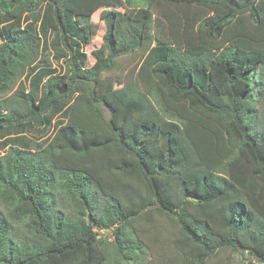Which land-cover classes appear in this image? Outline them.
<instances>
[{"label": "trees", "instance_id": "16d2710c", "mask_svg": "<svg viewBox=\"0 0 264 264\" xmlns=\"http://www.w3.org/2000/svg\"><path fill=\"white\" fill-rule=\"evenodd\" d=\"M262 91L264 0H0V264H142L152 209L177 228L170 263L264 264Z\"/></svg>", "mask_w": 264, "mask_h": 264}, {"label": "rangeland", "instance_id": "374dc122", "mask_svg": "<svg viewBox=\"0 0 264 264\" xmlns=\"http://www.w3.org/2000/svg\"><path fill=\"white\" fill-rule=\"evenodd\" d=\"M106 10L115 11L119 17L123 19L131 10H126L117 6H107ZM124 20V19H123ZM106 32L105 21L102 18L101 11L96 12L91 18V42L85 48V52L88 55V65L92 67L98 63L101 59L106 56V48L104 46L103 37ZM145 55L143 52H137L131 57H126L122 61L121 69L112 75L104 76L106 82L105 90L109 88L119 89L125 87L134 82L136 73L140 64L142 63ZM41 59L39 56L38 60ZM55 67V64H54ZM64 71V69L62 70ZM257 76L259 71L257 70ZM26 75H22L16 83L13 85L11 91L7 94V97L13 95L18 89L20 84L24 87H28V82L25 80ZM113 80V82H112ZM28 91V88L25 89ZM68 90V89H67ZM68 92V91H67ZM258 109V123L264 122V91L259 95ZM28 137L32 139H42L39 134L29 133ZM5 140V139H4ZM0 141L2 139L0 138ZM2 154L6 153L7 150H1ZM147 217H150L153 222H142L139 223L140 228L145 229V234L142 237L145 243V255L141 259L142 264H174L170 263L172 258L181 257L175 248L174 241L178 238L177 228L166 216L154 209L147 212ZM98 233L102 237H105L106 246L110 247L113 241V232L110 230H100ZM218 264H251L247 258L242 257L239 254L232 252H225L221 255ZM180 262V261H179Z\"/></svg>", "mask_w": 264, "mask_h": 264}, {"label": "water", "instance_id": "95a60500", "mask_svg": "<svg viewBox=\"0 0 264 264\" xmlns=\"http://www.w3.org/2000/svg\"><path fill=\"white\" fill-rule=\"evenodd\" d=\"M87 83L90 85L92 92H93V95H95V88H96L95 82L94 81H87ZM63 88H64V90L61 93H65L67 91L66 86H64Z\"/></svg>", "mask_w": 264, "mask_h": 264}, {"label": "built area", "instance_id": "2783aa9c", "mask_svg": "<svg viewBox=\"0 0 264 264\" xmlns=\"http://www.w3.org/2000/svg\"><path fill=\"white\" fill-rule=\"evenodd\" d=\"M255 263V262H254ZM255 264H257V263H255Z\"/></svg>", "mask_w": 264, "mask_h": 264}]
</instances>
